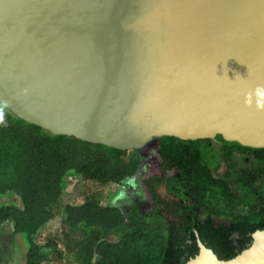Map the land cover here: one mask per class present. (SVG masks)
<instances>
[{
  "label": "water",
  "instance_id": "water-1",
  "mask_svg": "<svg viewBox=\"0 0 264 264\" xmlns=\"http://www.w3.org/2000/svg\"><path fill=\"white\" fill-rule=\"evenodd\" d=\"M264 0H0V103L118 150L161 137L264 149ZM264 264V230L230 260Z\"/></svg>",
  "mask_w": 264,
  "mask_h": 264
},
{
  "label": "trees",
  "instance_id": "trees-1",
  "mask_svg": "<svg viewBox=\"0 0 264 264\" xmlns=\"http://www.w3.org/2000/svg\"><path fill=\"white\" fill-rule=\"evenodd\" d=\"M71 181L120 188L121 200L92 193L62 207ZM4 197L17 204H0V264H186L196 233L230 260L264 230V149L165 136L118 150L54 135L0 103ZM58 213L60 233L41 238Z\"/></svg>",
  "mask_w": 264,
  "mask_h": 264
},
{
  "label": "rangeland",
  "instance_id": "rangeland-1",
  "mask_svg": "<svg viewBox=\"0 0 264 264\" xmlns=\"http://www.w3.org/2000/svg\"><path fill=\"white\" fill-rule=\"evenodd\" d=\"M147 171H149V169H147ZM121 192L122 191L120 188H116L114 186H103L102 184L90 183V182L89 183L85 182V183L80 184V183H77V181H71L68 183L67 191L64 194L61 206L63 207L67 204L82 203L84 198L87 197V194H92V193L101 196L104 202H107V203L111 202L117 205L119 203L118 200L120 199ZM133 193H134V190L133 191L130 190L128 192L129 195ZM7 199L12 200L14 203L17 204V201H14V199H11L9 197L0 198V204ZM142 207H145V204L142 203ZM60 215L61 214L58 213L56 217L45 227V229H43L40 235L41 238H45V240H47L48 239L47 237H52L60 233V223H61ZM18 252L17 251L15 252V249H14L13 256H15ZM63 264H72V263L68 262V260H64Z\"/></svg>",
  "mask_w": 264,
  "mask_h": 264
},
{
  "label": "clouds",
  "instance_id": "clouds-1",
  "mask_svg": "<svg viewBox=\"0 0 264 264\" xmlns=\"http://www.w3.org/2000/svg\"><path fill=\"white\" fill-rule=\"evenodd\" d=\"M257 95L264 97V90L257 89ZM261 107H264V105H260Z\"/></svg>",
  "mask_w": 264,
  "mask_h": 264
}]
</instances>
